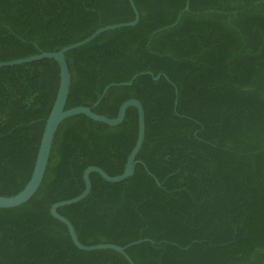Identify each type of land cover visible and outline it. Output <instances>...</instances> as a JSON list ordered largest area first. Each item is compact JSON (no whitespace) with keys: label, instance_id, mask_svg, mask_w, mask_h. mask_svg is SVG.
Wrapping results in <instances>:
<instances>
[{"label":"trees","instance_id":"16d2710c","mask_svg":"<svg viewBox=\"0 0 264 264\" xmlns=\"http://www.w3.org/2000/svg\"><path fill=\"white\" fill-rule=\"evenodd\" d=\"M133 2L136 26L66 53L64 110L92 107L108 85L95 114L115 118L138 100L141 163L118 183L92 173L88 196L58 213L86 246L149 240L125 250L134 264H264V0ZM134 19L128 0H0V62ZM59 81L54 60L0 68L1 196L28 183ZM137 135L134 107L117 127L65 119L37 192L0 209V264H129L112 250L77 249L50 208L81 194L90 166L121 175Z\"/></svg>","mask_w":264,"mask_h":264},{"label":"water","instance_id":"95a60500","mask_svg":"<svg viewBox=\"0 0 264 264\" xmlns=\"http://www.w3.org/2000/svg\"><path fill=\"white\" fill-rule=\"evenodd\" d=\"M128 1L135 14V19L131 22L101 27L98 30H96L93 34H91L88 38L78 43L66 46L57 52H43L41 54L23 58V59H17V60L9 61V62H0V68H3V67H12V66H17V65L32 63V62H36V61H40L44 59L54 60L58 65L59 74H60V81H59V87L57 90L56 98L50 110V113L45 121V127H44V131L42 134V138H41V142H40V146H39V150L37 153L32 175L28 183L25 185V187L16 195L10 196V197H5V196L0 195V209H11V208L18 207L22 204H25L37 192L44 178L45 172H46L55 133L59 125L65 119L76 116V115H84L94 122L104 123L111 127H117L121 125L122 122L124 121L126 110L130 107H134L137 110V114H138V135H137L135 146L133 147V149L131 150L127 158L124 172L118 176H109L101 168L90 166L83 173V181H84L85 187H84V190L81 192V194H79L78 196L70 200L56 202L50 208L51 216L66 226L68 230V234L71 238V241L77 249L81 251L112 250L114 252L121 254L129 264H134V262L129 257V255L125 252V250L133 245H137V244H140L141 242H145L149 240L147 239L138 240V241L132 242L123 247L114 245V244H98V245L86 246L79 242L75 229L73 225L71 224V222L68 219H66L64 216L58 213L59 208L78 203L88 196V194L91 191V186H92L91 180H90V175L92 173H97L106 182L118 183V182L124 181L125 179L131 177L134 173L135 164L141 163L140 161H136V157L139 151L141 150L142 145L144 143V139H145V113H144L142 104L138 100L130 99L124 102L119 107L117 116L115 118H108L106 116L95 114L93 112V108L96 107L100 103L102 98L105 96L107 90L112 86V85H108L104 88L101 96L98 98V100L92 107L81 106V107H75L72 109L64 110L67 96L69 93L70 80H71L70 70H69L67 60H66V53L68 51H71L73 49H76L82 45H85L91 42L98 35L106 31L119 29L122 27L136 26L139 21V13L137 11V8L133 0H128ZM185 10H188V5L186 6ZM135 77L136 76H134L129 82L118 84V86L132 85ZM152 77L156 81L159 79L160 75L154 76L152 74ZM175 91L177 94V89H175ZM175 105H176V102H175ZM155 182L158 185H160L157 179H155Z\"/></svg>","mask_w":264,"mask_h":264}]
</instances>
